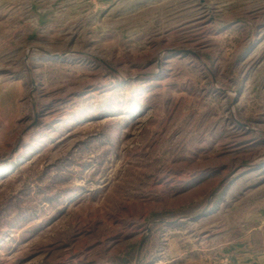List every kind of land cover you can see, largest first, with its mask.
Wrapping results in <instances>:
<instances>
[{"label": "rangeland", "instance_id": "374dc122", "mask_svg": "<svg viewBox=\"0 0 264 264\" xmlns=\"http://www.w3.org/2000/svg\"><path fill=\"white\" fill-rule=\"evenodd\" d=\"M0 264H264V0H0Z\"/></svg>", "mask_w": 264, "mask_h": 264}]
</instances>
